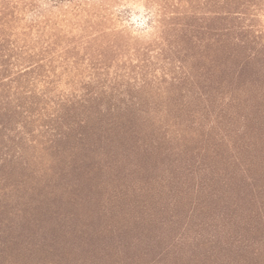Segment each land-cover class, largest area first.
<instances>
[{"label":"rangeland","instance_id":"obj_1","mask_svg":"<svg viewBox=\"0 0 264 264\" xmlns=\"http://www.w3.org/2000/svg\"><path fill=\"white\" fill-rule=\"evenodd\" d=\"M0 264H264V0H0Z\"/></svg>","mask_w":264,"mask_h":264},{"label":"trees","instance_id":"obj_2","mask_svg":"<svg viewBox=\"0 0 264 264\" xmlns=\"http://www.w3.org/2000/svg\"><path fill=\"white\" fill-rule=\"evenodd\" d=\"M62 1H63V2H64V1H70V2H71L72 0H54L55 3H57V2H62ZM109 48H110V49H113V48H114V45H110Z\"/></svg>","mask_w":264,"mask_h":264}]
</instances>
